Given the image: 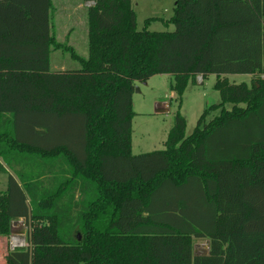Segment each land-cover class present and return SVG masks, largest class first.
<instances>
[{"label": "trees", "instance_id": "trees-1", "mask_svg": "<svg viewBox=\"0 0 264 264\" xmlns=\"http://www.w3.org/2000/svg\"><path fill=\"white\" fill-rule=\"evenodd\" d=\"M85 1L86 58L52 33V0H0V264H264V0H174L143 29L132 0ZM52 49L81 67L52 71ZM157 74L179 109L164 148L134 154L133 94ZM211 74L220 102L187 135L183 95ZM20 218L28 246L11 249Z\"/></svg>", "mask_w": 264, "mask_h": 264}, {"label": "rangeland", "instance_id": "rangeland-1", "mask_svg": "<svg viewBox=\"0 0 264 264\" xmlns=\"http://www.w3.org/2000/svg\"><path fill=\"white\" fill-rule=\"evenodd\" d=\"M52 2V33L63 46L74 47L77 54L86 58L88 56V4L85 0H52ZM132 4L137 13L139 29L145 27V21L149 17L170 18L174 14V0H132ZM148 28L154 31H173L175 27L173 24L166 25L161 20H152ZM79 67H81L80 62L72 58L69 51L64 49L51 50L50 69L52 71ZM227 76L230 81L235 83H250L252 78L247 74H228ZM172 81L173 76L171 74H157L147 82L137 83L136 88H139V90L135 89L133 94V109L136 113L132 125L133 153L139 154L164 148V142L174 124L175 113L179 109L175 99L170 98ZM215 82L216 75L214 74L209 75L203 82L202 78L199 77L197 83L190 84L185 91L180 112L187 121V135L195 129L202 112L208 106L220 102V94L214 88ZM162 101L171 103L170 112H156V103ZM32 118L26 116L20 119L21 137L28 138L31 136L33 126L27 124V122L33 120ZM35 124L38 125L34 127L35 131L42 132V141L47 131L45 126H50L51 132L56 135L55 140L62 139L64 134H62V131L66 127L57 122L53 123L46 118H43L41 122L37 121ZM10 173L14 175L12 169H10ZM7 181V174H0V190L7 188ZM24 224L25 233L23 236H25V239L22 236L21 238L23 247H27L28 224L26 220L23 221ZM194 251L196 254H207L209 251L208 240L196 239Z\"/></svg>", "mask_w": 264, "mask_h": 264}, {"label": "crops", "instance_id": "crops-1", "mask_svg": "<svg viewBox=\"0 0 264 264\" xmlns=\"http://www.w3.org/2000/svg\"><path fill=\"white\" fill-rule=\"evenodd\" d=\"M86 3L88 4V6L93 5L92 1H86ZM78 5L80 6L81 4H78ZM67 32H68V30H67ZM161 75H168V74H161ZM249 77L251 78L252 76L249 75ZM174 97H175V93L171 91L170 98H174ZM170 108H171V103L168 101H165V102L162 101V102L156 103V112H170ZM134 154H136V153H134ZM24 220H25V218H20L18 220L13 221L11 236L15 235L20 239H22L21 238V236H22L25 239V236H23V234L25 233V230L23 229V227H25V224L23 225ZM8 244H10V239L8 240ZM6 246H7V242L2 237H0V260H2L1 262H4L3 251H4V247L6 248Z\"/></svg>", "mask_w": 264, "mask_h": 264}, {"label": "built area", "instance_id": "built-area-1", "mask_svg": "<svg viewBox=\"0 0 264 264\" xmlns=\"http://www.w3.org/2000/svg\"><path fill=\"white\" fill-rule=\"evenodd\" d=\"M16 247H23L22 239L18 238L15 235L10 236V248L14 249Z\"/></svg>", "mask_w": 264, "mask_h": 264}, {"label": "water", "instance_id": "water-1", "mask_svg": "<svg viewBox=\"0 0 264 264\" xmlns=\"http://www.w3.org/2000/svg\"><path fill=\"white\" fill-rule=\"evenodd\" d=\"M137 90H139V88H136Z\"/></svg>", "mask_w": 264, "mask_h": 264}]
</instances>
